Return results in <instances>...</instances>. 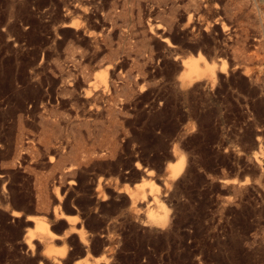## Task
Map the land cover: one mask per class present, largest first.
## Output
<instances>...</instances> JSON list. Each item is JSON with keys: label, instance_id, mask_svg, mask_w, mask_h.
<instances>
[{"label": "rangeland", "instance_id": "1", "mask_svg": "<svg viewBox=\"0 0 264 264\" xmlns=\"http://www.w3.org/2000/svg\"><path fill=\"white\" fill-rule=\"evenodd\" d=\"M0 264H264V0H0Z\"/></svg>", "mask_w": 264, "mask_h": 264}, {"label": "bare ground", "instance_id": "2", "mask_svg": "<svg viewBox=\"0 0 264 264\" xmlns=\"http://www.w3.org/2000/svg\"><path fill=\"white\" fill-rule=\"evenodd\" d=\"M74 59V58H73ZM185 63L188 65V67H189V70H188V76H190V77H196V76H200L201 74L199 73V70H198V66H197V61H195L193 58H188V59H186L185 60ZM207 66V65H206ZM207 68H209L208 66H207ZM211 70V72H213L212 71V68L210 69ZM92 87V86H91ZM99 87V86H98ZM96 89V87H94L93 88V90H95ZM92 90V89H91ZM90 89H89V91H91ZM95 92V91H94ZM90 92H88L87 93V95H90L89 94ZM70 94V93H69ZM101 94V92H99L98 91V93H97V95L99 96ZM92 95H94V94H92ZM96 97V96H95ZM96 99V98H95ZM97 100V99H96ZM174 168L172 169V170H174V175H177L179 172H180V169H181V167H182V162L180 163H176L174 166H173ZM173 172V171H172ZM156 199H154V201H155ZM156 203V202H155ZM158 204V203H157ZM151 214V213H150ZM151 216V215H150ZM35 225H36V228H37V230L38 231H40V232H47V226H46V224L41 220V219H36V222H35Z\"/></svg>", "mask_w": 264, "mask_h": 264}]
</instances>
